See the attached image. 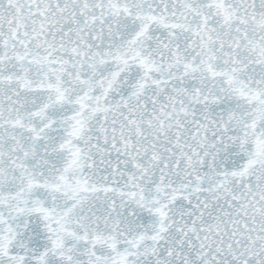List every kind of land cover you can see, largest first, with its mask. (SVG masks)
Returning <instances> with one entry per match:
<instances>
[{"label": "snow or ice", "instance_id": "obj_1", "mask_svg": "<svg viewBox=\"0 0 264 264\" xmlns=\"http://www.w3.org/2000/svg\"><path fill=\"white\" fill-rule=\"evenodd\" d=\"M0 264H264V0H0Z\"/></svg>", "mask_w": 264, "mask_h": 264}]
</instances>
